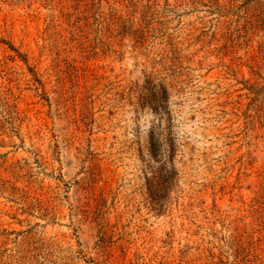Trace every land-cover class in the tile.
Masks as SVG:
<instances>
[{
    "label": "rangeland",
    "instance_id": "rangeland-1",
    "mask_svg": "<svg viewBox=\"0 0 264 264\" xmlns=\"http://www.w3.org/2000/svg\"><path fill=\"white\" fill-rule=\"evenodd\" d=\"M0 264H264V0H0Z\"/></svg>",
    "mask_w": 264,
    "mask_h": 264
},
{
    "label": "trees",
    "instance_id": "trees-1",
    "mask_svg": "<svg viewBox=\"0 0 264 264\" xmlns=\"http://www.w3.org/2000/svg\"><path fill=\"white\" fill-rule=\"evenodd\" d=\"M169 148L171 150L169 152V155L166 159L164 166L167 167L168 169H170L171 171H173L174 170L173 162H174V155H175L176 149H175L174 145H171L170 143H169ZM158 150H159V146H158Z\"/></svg>",
    "mask_w": 264,
    "mask_h": 264
}]
</instances>
